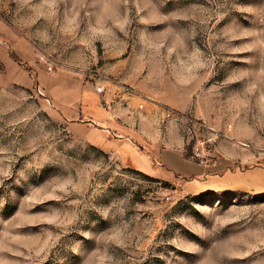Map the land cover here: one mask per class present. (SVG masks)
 Instances as JSON below:
<instances>
[{"label":"rangeland","instance_id":"rangeland-1","mask_svg":"<svg viewBox=\"0 0 264 264\" xmlns=\"http://www.w3.org/2000/svg\"><path fill=\"white\" fill-rule=\"evenodd\" d=\"M118 93L256 158L146 175L98 126ZM0 264H264V0H0Z\"/></svg>","mask_w":264,"mask_h":264},{"label":"crops","instance_id":"crops-1","mask_svg":"<svg viewBox=\"0 0 264 264\" xmlns=\"http://www.w3.org/2000/svg\"><path fill=\"white\" fill-rule=\"evenodd\" d=\"M125 99L123 94L118 93L112 98L111 104L105 105L101 102L105 113L98 117L97 121L100 123L98 126L105 131L109 139L121 138L129 142L133 150H138V147L146 149L156 159L154 168L157 172H145V174L162 176L161 172H167L169 177H173L175 180L182 178L187 183L190 177L204 180L207 179V174L222 176V172L228 168L234 172L239 166L244 165V160L256 158L254 154L237 152V147L232 143L227 144L230 154L226 158L218 157L206 165H201L191 156L185 155L187 152L177 127L179 124L166 110V108H174L173 106H167V102L161 99H153L146 100L145 103H142V108H139L137 101L131 99L126 102ZM84 113L89 115L90 112L86 110ZM61 115L66 119L74 120V123L92 126L94 124L91 118L82 117V115L71 116L62 112ZM77 119L79 121H75ZM179 127L181 128V126ZM239 169L243 171V169Z\"/></svg>","mask_w":264,"mask_h":264},{"label":"built area","instance_id":"built-area-1","mask_svg":"<svg viewBox=\"0 0 264 264\" xmlns=\"http://www.w3.org/2000/svg\"><path fill=\"white\" fill-rule=\"evenodd\" d=\"M51 69V66L48 65V70ZM96 90L98 92L103 91L102 86H97ZM38 94L45 97L44 92L41 90V88H37ZM46 100L49 101V99L46 97ZM143 104L139 103V108H142ZM168 111L173 115L175 121L180 124L181 130L183 134L189 139L194 138V143L192 145V152L191 157L197 161L201 165L207 164V156L205 154L207 150L206 143L213 140V137L210 136V132L213 131V129L205 124L203 121H199L196 119L193 115H189L188 113H183L179 111H174L173 109H168ZM198 131H200V134H197ZM202 136H198L201 135Z\"/></svg>","mask_w":264,"mask_h":264},{"label":"trees","instance_id":"trees-1","mask_svg":"<svg viewBox=\"0 0 264 264\" xmlns=\"http://www.w3.org/2000/svg\"><path fill=\"white\" fill-rule=\"evenodd\" d=\"M185 155H186V156H188V154H187V153H185ZM132 169H134V168H132ZM135 170H137V169H135ZM144 174H145V173H144ZM146 175H147V174H146Z\"/></svg>","mask_w":264,"mask_h":264}]
</instances>
